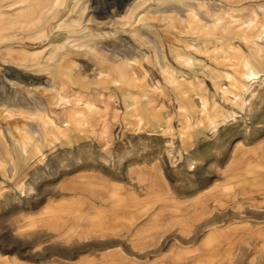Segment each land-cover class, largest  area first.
I'll return each mask as SVG.
<instances>
[{
	"label": "rangeland",
	"instance_id": "rangeland-1",
	"mask_svg": "<svg viewBox=\"0 0 264 264\" xmlns=\"http://www.w3.org/2000/svg\"><path fill=\"white\" fill-rule=\"evenodd\" d=\"M146 26L153 39L144 50L135 34ZM84 40L93 43L87 55L70 53ZM124 44L140 61L133 71L117 70L123 87H113L97 71L111 76L115 61L128 57ZM56 49L63 57L50 65L46 54ZM250 65L258 76L247 77ZM52 85H62L75 118L91 124L80 147L70 150L74 129L54 124L69 119ZM80 96L94 102L99 120L73 106ZM2 108L7 119L22 113L31 122L0 130V257L189 264L195 231L219 233V226L264 214V189L255 191L249 179L264 185V0H0ZM29 125L45 131L43 141ZM135 161L157 163L160 176ZM109 179L150 211L131 227L100 216L91 230L81 209L106 212ZM43 209L50 218L30 220ZM173 240L181 253L170 259L161 252ZM228 257L238 262L237 248Z\"/></svg>",
	"mask_w": 264,
	"mask_h": 264
},
{
	"label": "crops",
	"instance_id": "crops-1",
	"mask_svg": "<svg viewBox=\"0 0 264 264\" xmlns=\"http://www.w3.org/2000/svg\"><path fill=\"white\" fill-rule=\"evenodd\" d=\"M65 23H70L72 24V22H66ZM85 22V21H83ZM81 23V22H80ZM55 25V24H54ZM150 27L146 26L145 28L141 29V32H143L142 34L139 33V31L137 32L138 35L135 38V41L138 43V46L144 47V50L147 49L150 46H152V42L151 40L153 38H151L153 35H151L149 33ZM102 35V34H100ZM88 40H84V46L81 48L80 51L75 50L73 52L70 53H74L77 55H87V53L85 52L87 51H91L92 50V46L93 43L92 42H87ZM89 45L90 48H86L85 45ZM102 46H106V43L103 42L101 44ZM79 46V45H78ZM139 50V49H138ZM53 51L51 50L50 53H47L46 55L51 56V53ZM122 52L123 54L128 55V57H125L123 59H119L117 62L115 61V64L117 65V69H114L115 72L111 73V76H108V72L106 71L107 68H98V75L99 76H103L104 80H113L111 83L112 85H114L113 87H123L121 84L122 83V78L123 75H116L117 70L121 71V73L123 72V70H131L133 68H138V62L140 61L139 57L140 54L137 53V50L133 47H129L127 45H123L122 48ZM61 53V52H60ZM45 55V56H46ZM59 58H62L63 56H61L59 54ZM45 59V61H47V59ZM58 58V59H59ZM57 59V61H58ZM56 61V62H57ZM262 61V59H261ZM55 61H50V65L51 64H55ZM103 63V62H102ZM49 64V63H47ZM18 82H22V80L19 79ZM55 89H58L60 94L57 95L53 92V100H56V103L59 106H65V109L63 110V114L64 116H68L66 119H69V124L64 126H59L57 122H55V126L57 128H59L60 131L63 130H69L74 129L71 133L70 136H72V141H71V148L70 150L73 149V147H80L81 144L85 143L86 141H88V137H90V135H88V126L91 125L90 123H87L86 121L83 120H77L75 117V114H79L78 112L74 113L73 107H70V105H68V103H70V99L67 98L68 97V93L66 92V90L63 88L62 85H52ZM25 92V93H24ZM23 93H21V98L24 101H27V96H26V91H24ZM135 97V96H134ZM133 97V98H134ZM76 98V97H75ZM78 100L76 104H74L73 106H81L84 107V111L87 110L88 111V116L87 118L91 119L93 122H95V119L99 120L100 117H97L100 113H96L95 109H98L95 107L94 102L92 101H88V100H84L81 96L78 97ZM136 100H139V97L136 98ZM137 103V102H136ZM21 104V101H20ZM68 105V106H67ZM88 105L92 106V109L88 108ZM39 107V105H38ZM67 107H69L70 109H66ZM112 107V106H111ZM16 109H19L16 107ZM5 108H2V110H0V130L3 129L2 133L4 135H6L4 133V129L6 127H8V125L10 124L11 126H20V129H26L25 125L28 124L29 122H31V120H29L26 116H24L22 113L14 115V117L7 119L6 117H4L5 114H3L5 112ZM35 110V109H34ZM41 112H43V114H45V108H43L41 106ZM67 110L70 111L69 115H65L67 114ZM152 110V109H151ZM37 111V110H35ZM74 113V114H73ZM101 116V115H100ZM77 121L79 123H77ZM81 122V123H80ZM78 125H80V127L82 128L83 126L86 128L83 130H79L80 128L77 127ZM30 126L29 125V131L31 136L33 135V139H38L40 141H43V135L45 134V131L40 128V127H36L40 129L39 133L33 134L30 130ZM77 127V128H76ZM9 133V138H12V132L10 130H7ZM10 141V140H7ZM3 143V141H2ZM188 145L190 146V144L188 143ZM4 147V146H3ZM25 145L23 144H19L17 145V150L19 151L24 150ZM45 151H48V149H45ZM43 158V156H42ZM44 160V159H43ZM88 161V160H86ZM136 163V164H135ZM135 165H138L143 171L146 170L147 175H153V176H160L161 174V169L159 166H157V163H152L150 166H148V164L145 166V164L143 162L140 161H135ZM12 166V165H11ZM260 169V168H259ZM262 172V171H260ZM259 172V173H260ZM15 178H18V176H16L14 174ZM251 180V184L252 186H255L258 190L255 189V191H260L262 189H264V185H258L256 183L255 180L249 178ZM109 184H110V189L106 191V199H107V203L108 206L106 208V212L102 215H97L95 213H93V211H89V212H85L86 210H90L88 208L85 209H81V211L83 212V216H86L88 218V226L91 230H95L96 229V225L95 222L97 220V218H101V217H106L108 223L111 225V221L112 220H117L119 219L120 221V225L125 224L128 225L129 227L132 226V224H136L138 222H140L144 217L145 214L148 213L150 211V207L147 204H141L138 202H134V203H130L128 199L129 195L131 194V192H126L123 193L121 190V185H120V180L117 181H113V180H108ZM120 181V182H118ZM25 187V186H24ZM28 188V186L26 187ZM202 192L206 191V188L201 189ZM129 194V195H128ZM128 195V196H127ZM122 199L124 200V202H122ZM125 203V204H124ZM115 204H117V206H115ZM61 213V210H59ZM48 212V213H47ZM66 212H64L65 214ZM40 214V213H38ZM42 215H37L36 218L34 217H30V220H34L36 221L39 218L42 219H47L50 218L51 214L49 210H42L41 211ZM101 216V217H100ZM117 218V219H116ZM236 224L234 225V227H230L228 225H224L223 227H218L220 229L219 233H216L214 231H212L210 228H204V232H201L200 234H197V231H195L192 235L193 236H189L190 239V243L188 245V248L191 252V257H190V261L189 264H215V261H217V259H215V257H220L221 259V264H264V214L263 215H252L250 217L247 218H241L240 220L235 221ZM35 225V224H34ZM114 225H117V223H115ZM220 234V236H219ZM262 238V239H261ZM229 240V241H228ZM125 242H127L128 245V241L125 240ZM163 244H165L164 242H162ZM170 243V242H169ZM167 243V244H169ZM171 245L169 247H165V250H162V254L165 255V257H170V259L176 255H178L179 253H181V248L179 247V245H177L176 240L171 241ZM126 244V243H124ZM237 248V255H238V262L235 263H231L230 259L228 257V252L231 251V249H235ZM122 252V251H121ZM88 255H92L91 252L87 253ZM86 254V256H87ZM119 254H122L119 252ZM118 254V255H119ZM126 255L129 257V254L126 252ZM12 260H16L17 264H53L52 262H45V263H35L32 261H28L25 259H20L16 256H11V257H0V264H8L10 261ZM175 261V260H174ZM55 264V263H54ZM174 264H182V262H174Z\"/></svg>",
	"mask_w": 264,
	"mask_h": 264
},
{
	"label": "bare ground",
	"instance_id": "bare-ground-1",
	"mask_svg": "<svg viewBox=\"0 0 264 264\" xmlns=\"http://www.w3.org/2000/svg\"><path fill=\"white\" fill-rule=\"evenodd\" d=\"M175 10H177V9H175ZM174 10V11H175ZM165 11H169L168 9H165ZM164 11V12H165ZM183 11V10H182ZM163 12V13H164ZM181 12V11H180ZM180 16H182V17H186L187 16V14H186V11H183L182 13H181V15ZM203 19H205V18H203ZM205 20H207L208 21V19H205ZM209 22V21H208ZM57 29V28H56ZM257 44H260V43H258L257 42ZM84 46V43H82V42H79V46H78V48H82ZM85 47L86 48H90V46L87 44V45H85ZM63 48V47H62ZM158 50V55H159V57H160V62L162 63L163 61H164V56H163V54L162 53H160V50L159 49H157ZM57 51H59L58 53H57ZM59 54H60V50H58V49H56L55 51L53 50V52L51 53V56H49V60L50 61H57V59L60 57L59 56ZM104 56L106 57V58H108V59H113V58H115V55H114V53H105L104 54ZM47 62H49V61H47ZM249 69L247 70V77L248 76H258L259 75V73H260V68H257V67H255V66H251L250 65V67H248ZM90 107V106H89ZM39 130L37 129V128H35V127H31V132L33 133V134H35V133H37ZM5 165V164H4Z\"/></svg>",
	"mask_w": 264,
	"mask_h": 264
}]
</instances>
